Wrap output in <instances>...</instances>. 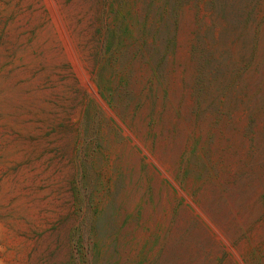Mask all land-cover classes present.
I'll return each mask as SVG.
<instances>
[{"label":"rangeland","instance_id":"374dc122","mask_svg":"<svg viewBox=\"0 0 264 264\" xmlns=\"http://www.w3.org/2000/svg\"><path fill=\"white\" fill-rule=\"evenodd\" d=\"M0 264H264V0H0Z\"/></svg>","mask_w":264,"mask_h":264}]
</instances>
